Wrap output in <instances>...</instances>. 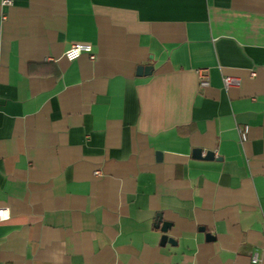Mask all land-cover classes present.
Wrapping results in <instances>:
<instances>
[{
  "label": "crops",
  "instance_id": "1",
  "mask_svg": "<svg viewBox=\"0 0 264 264\" xmlns=\"http://www.w3.org/2000/svg\"><path fill=\"white\" fill-rule=\"evenodd\" d=\"M2 1L0 264H264V0Z\"/></svg>",
  "mask_w": 264,
  "mask_h": 264
},
{
  "label": "built area",
  "instance_id": "2",
  "mask_svg": "<svg viewBox=\"0 0 264 264\" xmlns=\"http://www.w3.org/2000/svg\"><path fill=\"white\" fill-rule=\"evenodd\" d=\"M12 4V1L10 0H3L2 6H9ZM82 55H88L89 59L93 61L95 59V55L93 54V42L89 39H81L78 41H75L72 43L64 52L63 56L64 58L71 62L76 59H78ZM70 57H74L70 59ZM254 73H251V76H253ZM200 86H208V81L206 78L201 77L200 79ZM239 84V80L236 77L232 76H226L223 78V86L225 89H230L232 87H237ZM0 212H7L8 213V219H0L1 221L12 219L15 216V211L9 207V206H0ZM252 263H257L258 259L254 256L251 258Z\"/></svg>",
  "mask_w": 264,
  "mask_h": 264
},
{
  "label": "water",
  "instance_id": "3",
  "mask_svg": "<svg viewBox=\"0 0 264 264\" xmlns=\"http://www.w3.org/2000/svg\"><path fill=\"white\" fill-rule=\"evenodd\" d=\"M141 70H143L141 73H140V71ZM138 71H139V73H138V75H141V74H149L148 72H147V69L146 68H144V69H138ZM159 156V155H158ZM192 157L193 158H195V159H204V160H212V159H214V153L212 152V151H206L204 154L202 153V151L200 150V149H198V148H195V149H193L192 150ZM169 227V223H163L162 224V227H161V229H162V231H166V229ZM206 237L208 238V239H211V238H213L212 237V235H210V234H207L206 235ZM166 241H168V242H170L171 241V239L169 238V237H167L166 235H163L162 236V243H164V242H166Z\"/></svg>",
  "mask_w": 264,
  "mask_h": 264
},
{
  "label": "clouds",
  "instance_id": "4",
  "mask_svg": "<svg viewBox=\"0 0 264 264\" xmlns=\"http://www.w3.org/2000/svg\"><path fill=\"white\" fill-rule=\"evenodd\" d=\"M74 57H70L72 59ZM0 219H8V213L7 212H0ZM255 264V262H254Z\"/></svg>",
  "mask_w": 264,
  "mask_h": 264
}]
</instances>
